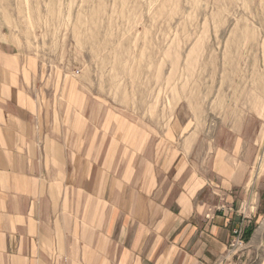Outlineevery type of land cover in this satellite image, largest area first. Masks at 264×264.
<instances>
[{"label":"crops","instance_id":"1","mask_svg":"<svg viewBox=\"0 0 264 264\" xmlns=\"http://www.w3.org/2000/svg\"><path fill=\"white\" fill-rule=\"evenodd\" d=\"M43 77L0 53V264H228L256 221L255 167L173 118L130 122L81 77Z\"/></svg>","mask_w":264,"mask_h":264},{"label":"rangeland","instance_id":"2","mask_svg":"<svg viewBox=\"0 0 264 264\" xmlns=\"http://www.w3.org/2000/svg\"><path fill=\"white\" fill-rule=\"evenodd\" d=\"M1 52L37 59L48 85L81 77L130 122L163 133L173 118L210 156L250 162L254 234L227 261L264 258V0H0Z\"/></svg>","mask_w":264,"mask_h":264},{"label":"built area","instance_id":"3","mask_svg":"<svg viewBox=\"0 0 264 264\" xmlns=\"http://www.w3.org/2000/svg\"><path fill=\"white\" fill-rule=\"evenodd\" d=\"M79 74V72H77V75ZM250 207V206H249ZM219 210L225 209L224 206H219L218 207ZM231 210H233L232 208H230ZM251 210V207H250ZM237 212L240 214L241 217L246 218L247 217V210H242V208L239 210H237ZM245 245V240H244V222L241 221V223H239V225L234 229V233H233V237L229 243L228 246V251L229 253H232V251H234V254H237Z\"/></svg>","mask_w":264,"mask_h":264},{"label":"trees","instance_id":"4","mask_svg":"<svg viewBox=\"0 0 264 264\" xmlns=\"http://www.w3.org/2000/svg\"><path fill=\"white\" fill-rule=\"evenodd\" d=\"M252 232H253V226H252L248 231H246V235H245V233H244V236H245L247 239H249V237H250V235L252 234Z\"/></svg>","mask_w":264,"mask_h":264}]
</instances>
